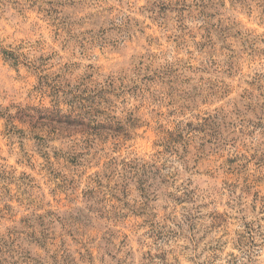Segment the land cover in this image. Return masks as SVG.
<instances>
[{
	"label": "rangeland",
	"instance_id": "obj_1",
	"mask_svg": "<svg viewBox=\"0 0 264 264\" xmlns=\"http://www.w3.org/2000/svg\"><path fill=\"white\" fill-rule=\"evenodd\" d=\"M0 264H264V0H0Z\"/></svg>",
	"mask_w": 264,
	"mask_h": 264
}]
</instances>
